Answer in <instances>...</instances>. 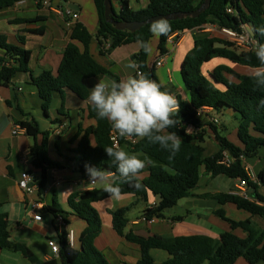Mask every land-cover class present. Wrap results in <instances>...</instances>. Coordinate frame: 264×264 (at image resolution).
I'll return each mask as SVG.
<instances>
[{
  "label": "trees",
  "instance_id": "obj_1",
  "mask_svg": "<svg viewBox=\"0 0 264 264\" xmlns=\"http://www.w3.org/2000/svg\"><path fill=\"white\" fill-rule=\"evenodd\" d=\"M22 0H0V11L7 10ZM148 5L140 10L130 7L129 0H112L117 2L119 9L114 8L115 20L118 22H144L152 17L181 12H194L204 3V0H148ZM98 14V29L93 36L81 23H76L70 33V42L64 49L63 59L58 75L54 76L46 71L37 77L32 76L30 70L31 51L23 48L25 38L19 37V45L8 43L5 35H0V49L4 56L0 57V88L10 86L19 74H28L30 84L34 86L41 99V107L45 117L49 118L54 96H60L57 109L58 114L70 118L66 110L65 92H71L81 101H88L90 94L89 81L109 74V71L99 64L90 53V44L95 37L98 41V51L101 56L110 53L122 46L139 44L138 41L149 45L154 35L149 31L148 24L138 31H119L105 19L104 0H94ZM231 8L234 13H227ZM43 17L15 20L25 24L44 22ZM171 32L167 36H159L158 49L165 55L168 39L176 33L192 31L204 24H215L220 27L239 29L247 23L252 28L264 26V0H212L209 9L196 18L168 21ZM28 33L41 35L44 29L30 30ZM255 38L264 43V37ZM77 43L80 45L78 46ZM109 48H106L107 45ZM224 59L232 64L256 68L260 66L254 52H238L224 39L208 34H197L193 47L186 54L180 74L183 86L188 93L186 99L177 95L180 103L179 117L181 118L174 128L167 129L175 132L182 139L179 152L170 159V152L153 144L147 138H135V145L129 148L148 160L146 171L148 176L140 179L141 187L136 189L126 183L120 184L123 196H133L147 204L149 195L158 199L154 207L144 210L143 217L147 221L166 219L167 209L172 210L182 199L194 197L193 190L198 187L202 178V169L213 177L225 176L231 180H240L248 187V196L229 193L207 194L202 198L213 199L219 205H234L238 210L250 215L245 220H235L228 216L223 209L213 211V214L226 222L230 231L220 235L216 243L209 236H181L165 238L160 235L143 237L127 230L129 226L128 213L131 207H124L109 211L112 228L127 242L136 244L140 248V258L137 264H155L150 251L153 249L166 251L170 258L161 264H235L238 259H244L249 264L264 263V194L260 187H264V171L256 175V180L249 178L246 171L247 159L260 158L264 149V107L260 101L264 99V89H258L251 75H243L234 71L230 66L219 65L213 71L204 73V65L214 59ZM149 52L140 45L135 63L142 73L149 79L160 83L155 73V67L148 66ZM229 77H232L230 79ZM162 90L165 88L161 85ZM202 107H210L219 116L223 111L230 109L240 116V123L236 130L239 144L229 140L224 134L226 127L199 117ZM88 118L94 124L83 128L79 127L74 141L77 147L69 150L70 154L59 155L62 161H55L50 155L51 132L41 131L38 123H21L26 135L33 143L30 146L29 160L32 174L36 175L38 187L37 196L44 200L48 183V173L53 170L78 172L85 177L84 165L90 164L97 168L116 172V164L107 156L106 147L113 146L110 138L111 125L107 120L97 117L91 105H88ZM179 117H177L179 119ZM199 120L197 124L195 121ZM208 127L218 145V152L212 156H205L206 131H192V128ZM122 143H126L121 139ZM225 153L229 154L231 163L223 164ZM76 165V166H74ZM119 183V182H118ZM109 199L108 195L98 188L87 190L80 194H73L68 198V205L74 214L85 221L87 227L80 236L79 248H71L68 244L67 231L57 233L59 253L62 264H111L106 256L95 246V241L102 231V221L94 204ZM46 211L54 220L62 216L65 222L69 213L64 211L54 200L52 205L45 206ZM240 230L244 237L238 236L235 231ZM0 249L22 254L31 264H58L55 260L40 259L28 246L15 242L11 238L8 216L2 211L0 203Z\"/></svg>",
  "mask_w": 264,
  "mask_h": 264
},
{
  "label": "crops",
  "instance_id": "obj_2",
  "mask_svg": "<svg viewBox=\"0 0 264 264\" xmlns=\"http://www.w3.org/2000/svg\"><path fill=\"white\" fill-rule=\"evenodd\" d=\"M40 1L42 0H22L16 3L14 7L0 11V35H5L9 44L17 46L19 45L18 38H25L26 42L23 48L31 51L30 70L33 77H37L46 71L57 76L63 59L64 49L70 42L72 27L76 23H81L94 36L98 29V14L94 0H60L56 6L55 0H48V6L38 4ZM148 2V0H129L130 7L134 10L145 8ZM113 6L115 9H119L117 2H113ZM67 10L77 13L78 19H71L66 14ZM39 16L43 17L45 21L36 24L13 22L15 20L32 19ZM39 29H44V33L41 35L28 33L30 30ZM190 34L191 32L186 31L181 37L175 36L172 43H167L169 56L167 57L166 64L159 68L155 67V63L161 54L158 49L159 39L154 36L150 43L148 59V66L150 68L155 67L156 76L165 88V91L179 95L184 99L188 97V93L184 86H176L175 80L177 81L176 71L180 70L186 54L193 47L194 40ZM155 40L157 41L154 42ZM77 45L80 46L78 43ZM135 46L132 49H130V45L122 46L113 50L108 56H101L98 51V41L94 37L90 44V53L99 64L109 71V74L89 81L90 89L100 80L106 82L116 80L119 82V80L125 79L128 76H135L136 68L129 67L131 63L136 61V55L140 50L139 44ZM3 56L4 51L0 49V57ZM230 64L224 65L230 66L239 74L248 75V69L243 68L245 66ZM1 66L0 64V68ZM213 70H209L208 72ZM65 97L66 110L70 118L58 114L57 109L59 106L55 110H50L49 118H47L42 111V102L38 92L30 84V76L28 74H19L10 86L0 88V203H2V211L8 216L9 231L13 241L25 244L40 259L44 261L55 260L58 264H62V262L58 254L52 252L48 241L57 242V233L61 232V229L56 225L53 216L46 211H42L41 221H35L27 209V204L22 194L17 188L20 175L25 171L31 170L30 160L25 157V153L30 149L33 141L28 138L26 132L13 136L12 131L15 125L21 126L22 122L30 123L35 120L41 131L51 132L50 155L52 159L62 161L59 152L68 155L70 154L69 150H74L77 147V141H74L73 138L79 127L86 128L94 124L88 118L87 107L90 105L88 101H81L77 96L68 91L65 92ZM59 100L60 96L55 95L54 101L60 102ZM224 113L228 114L230 118H235V113L232 110L227 109L223 111L218 116L221 126H224L220 119ZM200 119L203 123L206 121V117L204 116H201ZM60 125H64V129L61 133H57ZM197 130L206 131V143H204L206 150L204 155L212 156L217 153L219 148L209 128H192V131L196 133ZM122 148L129 153H134L126 143H124ZM134 154L143 159L147 167V158L142 154ZM249 166L255 169L257 174L264 171V155L257 159L253 166ZM146 167L142 170L140 179L148 176ZM220 177L222 179H219ZM223 177L225 176L213 177L202 169V178L198 187L193 190L194 197L180 200L176 207L167 213V218L163 220L154 219L147 221L143 217L144 210L158 202V199L152 194L149 195L147 204L133 196H123L120 201L107 199L94 204L102 221V231L95 241L96 248L106 256L111 264H137L140 258L139 246L129 243L120 237L111 224L109 211L124 207H131V210L137 208V213H140V216L132 219L127 215L129 220L127 230H132L137 235L143 237L160 235L165 238L204 235L211 237L217 243L220 235L230 231V227L226 222L216 217L213 211L223 208L227 214H240V210L232 204L221 206L213 199L202 198L207 194L229 193L234 189L241 188L238 180L230 179L231 183H228ZM216 180H220L217 188L212 187V183L216 182ZM87 181V175L82 177L80 173L71 171L70 169L50 171L43 200L45 206L52 205L54 200H56L61 208L69 213L64 229L74 232L77 248L80 246V236L87 227V224L70 209L68 198L73 194H80L94 188L101 189L98 185L85 187L82 182ZM223 188H225L224 191L222 190ZM260 192L264 194V187H260ZM34 198H38L37 194L34 195ZM177 208H180L184 212L186 211L187 215L176 214ZM247 215L249 214L247 213ZM247 215L244 219L250 217V215ZM229 217L235 219L233 216ZM237 231L235 233L238 236H245L242 231V234H238ZM150 255L155 264H161L170 258L166 251L158 249L151 250ZM0 264L31 263L20 253L0 249ZM235 264L249 263L240 258ZM258 264L264 263L260 262Z\"/></svg>",
  "mask_w": 264,
  "mask_h": 264
},
{
  "label": "clouds",
  "instance_id": "obj_3",
  "mask_svg": "<svg viewBox=\"0 0 264 264\" xmlns=\"http://www.w3.org/2000/svg\"><path fill=\"white\" fill-rule=\"evenodd\" d=\"M171 25L165 18L151 23L149 31L156 37L167 36L171 32ZM259 35L264 37V26L251 29L253 51L260 62V66L251 72V78L258 89H264V43L255 39ZM141 47L150 51L147 42L138 41ZM139 68L135 62L129 65ZM88 103L101 120H107L111 130L118 137L133 140V138H147L150 143L158 144L162 149L170 152V159L179 152L182 139L175 132L167 129L174 128L180 123V103L177 98L156 81L149 79L141 72L125 79L100 80L95 83L88 96ZM264 107V99L260 102ZM179 117V119L177 118ZM110 160L116 164V172L97 168L85 164L87 182L85 187L100 186L110 200L120 201L123 198L120 184L126 183L130 187L139 189V177L146 167V162L137 154L129 153L119 144L104 148ZM119 182V183H118Z\"/></svg>",
  "mask_w": 264,
  "mask_h": 264
},
{
  "label": "built area",
  "instance_id": "obj_4",
  "mask_svg": "<svg viewBox=\"0 0 264 264\" xmlns=\"http://www.w3.org/2000/svg\"><path fill=\"white\" fill-rule=\"evenodd\" d=\"M38 4H43L44 6H48L49 1L48 0H45V1L42 0V1L38 2ZM227 13L233 14L234 11L231 8H228ZM66 14L68 16H70L71 19H74V20L78 19V17H79L77 13L72 12L70 10H67ZM251 29H253L252 26L250 24H247V23L240 25L239 29H237V30L231 29V28H226V27H220V26L215 25V24H204V25H202L198 28H195L194 30L189 31V32L197 33V34L203 33V34H208V35L213 36V37H218L220 39H224L232 45L233 49H235L236 51H238L240 53L241 52L243 53V52H254L252 50L254 47V45L252 43V37L249 36V32ZM185 32L174 34L173 36H171L168 39L167 43H172L175 36L181 37V35H184ZM109 46L110 45L108 44L106 46V48H109ZM168 56H169L168 52L165 55L160 54L158 60L155 63V67H157V68L163 67L166 64ZM138 71L142 73V71L139 68H136V73ZM173 95L177 98V95H175V94H173ZM198 114H199V117H201V116L206 117V121L213 122L217 125L220 124L218 116L215 114L214 110L210 107H202L199 110ZM63 129H64V125H60L59 128L57 129V133H61V131ZM22 132H26V130L20 125H15L14 130L12 131V135L18 136ZM197 132H199V131L197 130ZM110 138H111L113 145L119 144L121 146V148L124 145V143H122L121 139H123L127 145H135L137 143V140L135 138H133L135 141V142H133V140L118 137L116 134H114L112 132V130H111ZM29 156H30V152L28 150L25 153V157L29 158ZM222 163L225 165H229L231 163V160L229 159L228 153H225V157H224V160ZM246 171L249 175V178L251 180L255 181L256 176L254 174L253 168L246 164ZM36 178H37L36 175L30 173L29 171L23 172L20 175V178L17 182V188L20 191V193L22 194L23 199H24L25 203L27 204V209L32 214L33 219L35 221H41L42 220L41 213H42L45 205H44L43 201L40 200L39 198H36V199L34 198V195H36L38 192V187L36 184ZM238 181L240 182L241 188L240 189H234L232 191V194L247 197L248 196V187H247L246 183L243 181H240V180H238ZM155 205H153L152 207H154ZM55 222H56V225L59 226L61 231L65 230L64 228L66 227V222L62 216H58L56 218ZM67 237H68L69 246L71 248H77L74 232L71 230L70 231L67 230ZM48 245L51 248L53 253H55V254L59 253L58 242L50 240V241H48Z\"/></svg>",
  "mask_w": 264,
  "mask_h": 264
},
{
  "label": "rangeland",
  "instance_id": "obj_5",
  "mask_svg": "<svg viewBox=\"0 0 264 264\" xmlns=\"http://www.w3.org/2000/svg\"><path fill=\"white\" fill-rule=\"evenodd\" d=\"M60 2V0H55V6ZM192 39L194 40L197 36V33H191L190 34ZM157 40H155L154 42H156ZM137 45V44H135ZM134 44L130 45L132 49L133 47H136ZM115 59H117L115 57ZM222 64H228V65H231L227 60H224V59H214L213 61H211L210 64H206L204 65L203 67V71L204 73H207L209 70H213L214 68H216L217 66L219 65H222ZM245 69H248L247 71V74L248 75H251V72L255 69V68H250V67H243ZM177 73V81L175 80V85L176 86H183V82H182V78H181V74H180V70L176 71ZM230 79H232V77H229ZM169 81V80H168ZM59 103L58 101H54L53 103V106H52V109L51 110H55L58 106H59ZM222 120V123L224 125V127H226V130H225V135L229 138L230 141H232L233 143H236V144H239L238 143V139L236 137V130H237V127L240 123V116L237 115L236 118H230V116L226 113L222 114L221 115V118ZM221 123V121H220ZM212 134V133H211ZM264 155V149L261 150V157ZM258 158H253V159H247V164L253 166L256 162ZM254 171V174L255 176L257 175V171L255 169H253ZM219 179H222V177H220ZM223 179H225V181H228V183H231V180L228 179V178H225L223 177ZM220 180H216V182H213L212 183V187H216L218 186V183H219ZM219 188V187H218ZM221 188V187H220ZM223 191L225 190V188L222 189ZM137 208H133L129 213H128V217L130 219L132 218H135L136 216H140V213H137ZM240 214H235L233 215L232 213L228 214V216H233V218H235L236 220H245V216L247 215L246 212H243V211H240L239 212ZM176 214H179V215H187V212L181 210L180 208H177L176 209ZM242 215V217H241ZM249 216V215H247ZM238 234H242L241 231H237Z\"/></svg>",
  "mask_w": 264,
  "mask_h": 264
},
{
  "label": "water",
  "instance_id": "obj_6",
  "mask_svg": "<svg viewBox=\"0 0 264 264\" xmlns=\"http://www.w3.org/2000/svg\"><path fill=\"white\" fill-rule=\"evenodd\" d=\"M212 0H204V3L201 7L194 11V12H181V13H173L168 15H160L156 17H152L144 22H118L115 20V13H114V6L112 0H104V7H105V19L108 23L115 26V28L119 31H129L134 33L139 29L143 28L144 26L151 24L153 21L158 20L160 18H165L168 21H176V20H183L187 18L196 19L198 18L202 12L209 9L211 6ZM195 123L199 124L200 121L197 120ZM205 147V144H203ZM172 210L167 209L166 212L169 213Z\"/></svg>",
  "mask_w": 264,
  "mask_h": 264
}]
</instances>
